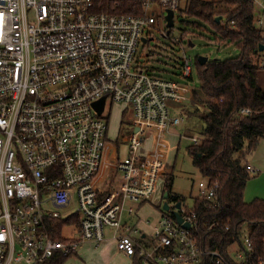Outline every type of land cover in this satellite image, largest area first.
Wrapping results in <instances>:
<instances>
[{
	"label": "built area",
	"instance_id": "1",
	"mask_svg": "<svg viewBox=\"0 0 264 264\" xmlns=\"http://www.w3.org/2000/svg\"><path fill=\"white\" fill-rule=\"evenodd\" d=\"M124 1L135 5L117 12ZM180 1L0 0V264L73 255L86 242L104 241L106 228L117 250L140 264H264L248 236L232 244L228 257L203 247L197 214L182 203L179 209L170 204L181 223L172 211L155 223L143 221L149 238L124 221L135 214L130 204L150 200L164 176L160 159L138 156L145 132L180 125L184 119L174 105H197L188 85L132 66L158 8L166 26V11L175 13ZM249 1L264 45V0ZM192 67L183 53L181 77L190 79ZM102 98L97 114L93 104ZM108 99L130 109L132 130L122 136L127 154L116 163L118 181L102 191L94 178L107 142L102 113ZM217 188L204 179L198 197L211 200ZM72 203L79 220L74 235L52 237L54 220L74 216L59 212Z\"/></svg>",
	"mask_w": 264,
	"mask_h": 264
},
{
	"label": "trees",
	"instance_id": "2",
	"mask_svg": "<svg viewBox=\"0 0 264 264\" xmlns=\"http://www.w3.org/2000/svg\"><path fill=\"white\" fill-rule=\"evenodd\" d=\"M131 5L135 3L124 1L117 12L130 11ZM184 11L212 27L210 40L233 44L240 50L233 58L208 59L203 65L198 59L194 62L199 87L192 88L191 93L201 107L188 104L184 110L201 121L202 138L192 143L188 152L202 177L218 184V188L213 199L196 196L191 207H185L197 214V239L203 247L218 248L228 257L232 244L248 236L260 255L264 253V200H243L246 183L253 176L247 158L264 139V91L257 83L259 64L251 60L260 45L254 8L249 0H186ZM191 25L199 26L195 22ZM242 108L250 113L241 114ZM165 192L167 202L170 198L182 203L180 195H171L169 182ZM78 224V216L54 220L52 237L63 239V227ZM69 256L57 254L43 264H63ZM133 264H140L137 256H133Z\"/></svg>",
	"mask_w": 264,
	"mask_h": 264
},
{
	"label": "rangeland",
	"instance_id": "3",
	"mask_svg": "<svg viewBox=\"0 0 264 264\" xmlns=\"http://www.w3.org/2000/svg\"><path fill=\"white\" fill-rule=\"evenodd\" d=\"M185 1L181 0L179 8L175 10L173 17L174 25L170 28L168 36H164V31H166L165 22L162 17L164 10L157 7L159 11L157 22L152 27L145 29L144 37L149 40L145 43L143 41L138 42L132 66L137 69L150 71L162 78L186 84L191 89H198L199 79L194 66V62L198 56H205L209 60H224L238 56L240 50L233 44H219L214 40H210L214 30L207 23L189 17L184 11ZM192 22L197 23L199 26L193 27L191 25ZM176 39H180V41ZM189 41L193 43V46L189 44ZM183 53L193 63L191 79L183 78L180 75ZM251 60L253 63L259 64L257 83L261 90L264 91V51L252 54ZM187 105L188 103L178 105L175 110L176 114L183 116L184 121L180 125L171 126L161 134L156 130H150L143 136L138 149V156L141 160L159 157L158 159L163 162L164 166L167 165L171 170V175L168 179L165 177L160 178L157 182L154 196L140 211L141 215L148 217L150 220H154L157 217V210L166 201L162 196L167 182L171 186V195H180L183 199L182 204L191 207L193 198L198 196V183L204 180L202 175L193 166L188 152V147L193 143L191 138H202V123L198 118L189 117L186 114L184 109ZM196 106L201 107L198 103ZM102 117L107 122V142L103 151L101 166L94 178V183L101 190H106L111 188L115 181H118L119 176L116 174V163L127 154V147L122 142V136L128 133L129 130H132V114L126 105L114 103L108 99L106 100ZM163 156L167 159L162 160ZM169 200L170 202L168 203L172 204L173 201L170 198ZM130 205H135V203ZM75 210V204L72 203L68 208L59 212L63 217L69 213H74V216H76ZM1 212L0 205V215ZM68 226L62 230L63 238L72 236L77 229L76 225ZM105 231L109 235L110 229L106 228ZM63 264L114 263L107 262L99 253L88 255V253L83 254V252H79L78 254L69 256Z\"/></svg>",
	"mask_w": 264,
	"mask_h": 264
},
{
	"label": "crops",
	"instance_id": "4",
	"mask_svg": "<svg viewBox=\"0 0 264 264\" xmlns=\"http://www.w3.org/2000/svg\"><path fill=\"white\" fill-rule=\"evenodd\" d=\"M182 104L174 105L176 107L175 110L177 109L178 105H182ZM188 104H190V103H188ZM190 105H192V104H190ZM175 110H174V112H175ZM167 129H169V128H162V127L150 128L145 132V135L150 130H156L158 133L161 134V133H164ZM160 156H161V154H160ZM156 158L158 159L159 157H156ZM163 159H167V158H165L163 156L162 160ZM247 165L250 169H253L255 171V173L246 183V186H245V189L243 192V200L245 203H250L255 199L264 200V139L260 140L258 142L257 146L253 149L251 154L248 156ZM164 167H165V169H164V176L163 177H165L171 173V170L169 167H167V165ZM98 189L101 190L100 188H98ZM102 191H104V190H102ZM154 193H155V191H154ZM153 196H154V194H153ZM162 198L165 199L164 194H163ZM149 201L150 200L140 202V203H135V205H133L136 209L135 214L132 217H127V216L124 217L125 223H127L128 225H131L133 227L138 228L141 231V234L145 235V237H149L151 231H150V228L147 227L143 223V221L145 219H147V220H150V219L146 216L144 217L143 215H141L140 211L146 204H148ZM170 204L171 203H169V205ZM157 211H158L157 217L154 220L153 219L150 220L152 223H155L158 220V218L160 217V215L162 214V211H163L162 207L159 208ZM65 227H68V226H65ZM74 233H75V231H74ZM74 233H73V235H74ZM79 252L80 253L83 252V254L88 253V255H91L92 253H94V254L99 253L100 256H103L107 260V262L110 261V262H113L114 264H122V263L133 264V257L124 255L123 253H121L117 250L116 242L112 238V235H111V230H110L109 235L106 234L105 240L102 241L100 244L95 245L92 242H86L81 246V248L75 254H78Z\"/></svg>",
	"mask_w": 264,
	"mask_h": 264
},
{
	"label": "water",
	"instance_id": "5",
	"mask_svg": "<svg viewBox=\"0 0 264 264\" xmlns=\"http://www.w3.org/2000/svg\"><path fill=\"white\" fill-rule=\"evenodd\" d=\"M173 17H174V13L172 10H167L166 11V15H165V21H166V28H167V31H166V35H169L170 34V28L173 27L174 25V21H173ZM220 16L216 18V22H219L220 21ZM149 39H146V38H142V41L145 43L147 42ZM189 44L191 46H193V43L191 41H189ZM258 50L259 51H264V45H259L258 46ZM198 61L201 65H203L207 60L208 58L205 57V56H198ZM104 101L105 99L102 98L100 99L99 101L95 102L93 104L97 114H101L102 110H103V106H104ZM168 197V193L165 192L164 193V198L166 199ZM181 206V202H177L175 205H174V208L176 209H179ZM162 209L163 211H172L173 215L175 216V218L177 219L178 223H181L182 222V218L180 217L179 213L175 210V209H171L169 203L167 201H165L163 203V206H162ZM185 228H189V225L188 224H184L183 225Z\"/></svg>",
	"mask_w": 264,
	"mask_h": 264
}]
</instances>
